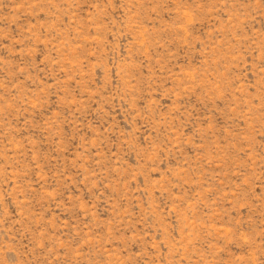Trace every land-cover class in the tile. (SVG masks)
<instances>
[{
  "label": "rangeland",
  "instance_id": "obj_1",
  "mask_svg": "<svg viewBox=\"0 0 264 264\" xmlns=\"http://www.w3.org/2000/svg\"><path fill=\"white\" fill-rule=\"evenodd\" d=\"M0 264H264V0H0Z\"/></svg>",
  "mask_w": 264,
  "mask_h": 264
}]
</instances>
